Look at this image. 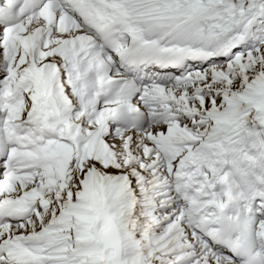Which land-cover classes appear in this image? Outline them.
<instances>
[{"label":"snow or ice","instance_id":"snow-or-ice-1","mask_svg":"<svg viewBox=\"0 0 264 264\" xmlns=\"http://www.w3.org/2000/svg\"><path fill=\"white\" fill-rule=\"evenodd\" d=\"M0 264H264V0H0Z\"/></svg>","mask_w":264,"mask_h":264}]
</instances>
